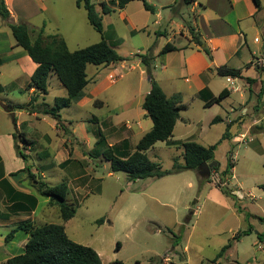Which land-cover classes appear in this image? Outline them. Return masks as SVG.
<instances>
[{"label":"crops","instance_id":"1","mask_svg":"<svg viewBox=\"0 0 264 264\" xmlns=\"http://www.w3.org/2000/svg\"><path fill=\"white\" fill-rule=\"evenodd\" d=\"M112 1L91 0L99 13L102 3L112 8V12L102 15L101 39L106 40L117 51L127 44V41L129 43L138 37L141 45L132 49L133 56L145 54L152 47L154 70L159 68L160 71L168 72L161 79H157L154 72V79L167 98L178 94L185 106L179 112L172 136L164 142L173 143L178 125L185 128L192 125L194 121L186 118L184 114L188 112L186 104L194 98L202 111L215 109L213 113L215 115L212 116L219 117L218 122L226 124L227 139H238L239 135L247 134L249 127L257 123L262 125L264 130V64L256 66L257 55L264 50V44L260 45L259 39V34L264 33L263 25L259 23V15L264 9L263 0H260V8H257L252 0H192L190 3L182 0H147L154 8V13L146 11L140 1H131L122 9H118ZM75 2L76 0H4L9 22L25 25L32 40L39 35L42 38L59 36L69 50L71 49L66 36L69 35L78 42L82 39V33L87 31L88 21L82 14L83 8H77ZM59 10L64 11V16ZM57 17L61 21L66 18L65 24L69 26L64 24L63 27L61 22L53 23L52 20ZM7 29L9 30L0 20V77L9 65H15L21 75L11 79L9 85H0V264H7L10 258L24 252L29 236L23 231H16L9 243H5V237L12 229L26 220L35 226H41L35 222L45 210L39 213L42 196L37 193L34 182L53 186L43 180L46 170L70 169L72 179L70 183H66L68 192L73 191L71 193L76 194L82 190L86 195L89 189L85 184L81 185V182L88 175L84 168L92 164L91 157L88 158L86 153L92 152L96 142L92 141L90 134L94 137V132L100 131L105 138L106 147H113L118 154H126L134 152L138 141L152 128L151 119L142 109V102L150 85L147 77H144L146 69L139 58L132 60V64L122 61L108 66H98L101 67L100 71L108 70V73L104 77L103 74H97L96 77L100 76V80H94L90 88L92 83L87 76L88 84L83 90L84 96L66 108L75 107L80 113L86 112V115L76 119L74 126L73 121L60 116L65 127L63 132L57 128L53 118L50 117V121L47 122L45 118L48 116L39 119V113L32 107L19 108L29 102L30 96L35 95L34 89L25 88L36 69V64L24 50L15 46V41L9 42ZM196 38L202 42L200 47L193 41ZM255 39L258 42H255ZM166 43H170L177 50L159 54ZM202 47L209 50L211 58L201 50ZM221 66L239 69L242 78L216 75L214 69ZM88 67L89 65L86 66V75ZM125 70L140 71L138 83H135L139 93L136 102L117 104L102 97V92L111 85H117L119 81L124 80L127 75L123 73ZM111 76L113 79H110ZM21 77H24L22 85L16 87L15 83L21 80ZM52 78L53 74H50L48 79ZM244 78L251 79L252 83H248ZM164 85L166 88L171 87L170 93L165 91ZM7 88L24 90L25 101L12 102L8 105L5 98ZM224 89L228 91L227 97L219 104L204 107L210 96H217ZM236 92H240L242 102L229 103L231 95ZM65 96L66 94L62 97ZM95 101L99 102V105H95ZM38 102L37 100L34 105H38ZM23 114L45 123L54 132L57 140L54 141L40 130L32 129L34 135L32 133L27 135L21 131L25 123L18 121V117ZM246 118H249L251 123L245 125ZM66 129L69 130V138L83 144L86 150L78 153L75 149L66 148L67 138L62 135L66 133ZM15 131L23 133L26 139L34 142V145L16 142L20 152L26 156L25 161L19 158L15 151L13 140ZM256 135H259V152L264 154V134ZM98 152L96 155L100 157ZM67 160L68 163L63 167L61 164ZM28 174L34 179H30ZM89 180L100 179L89 175ZM213 187L219 190L214 184ZM46 199L43 203L47 207H56L50 205L49 199Z\"/></svg>","mask_w":264,"mask_h":264},{"label":"rangeland","instance_id":"2","mask_svg":"<svg viewBox=\"0 0 264 264\" xmlns=\"http://www.w3.org/2000/svg\"><path fill=\"white\" fill-rule=\"evenodd\" d=\"M59 11H62L64 16V11ZM82 14L86 16L83 9ZM65 20L66 18L61 21L57 17L52 22H61L65 27ZM259 20L264 30V9L259 15ZM86 27L87 31L82 33V39L78 42L69 35L66 36L70 51L85 48L101 40L100 34L94 31L88 22ZM7 32L9 42H14L10 30L7 29ZM263 34H259L260 45L264 44ZM126 43L115 51L125 58L127 64H132V60L139 57L133 56L131 51L139 47L141 42L136 37ZM261 54H264V50L256 55L258 57ZM256 66L259 65L256 63ZM17 70L15 65H9L0 77V85H9L11 79L20 76ZM100 70L101 67L89 64L87 76L92 83L89 88L93 86L94 80H100V76L96 77L97 74H103L104 77L108 73V70ZM139 72L125 70L123 73L127 75L124 80L119 81L117 85H111L102 92V97L117 104L131 101L135 103L139 98L136 85ZM154 72L157 79L168 74L159 68L153 70ZM144 77H147V74ZM23 79L24 77H21L15 86L22 85ZM107 83L110 82L107 80ZM164 89L168 93L172 90L165 85ZM5 94L8 105L25 101L26 98L25 91H17L16 88H7ZM65 94V88L53 74V78L47 81V95H40L37 100L39 104L44 103L46 107L51 108L54 106V99ZM228 102L241 103L240 92L231 95ZM186 105L188 112L184 116L194 121L192 125L186 128L178 125L173 143L157 142L147 151V157L150 161L158 163L163 171H170L174 162L182 163L181 141L202 146L219 142L214 152V162L218 167L215 170L212 168L209 176L201 177L199 172L184 171L161 178L129 181L124 172H110L108 162L101 155L106 147H97L86 153L92 160V164L84 168L87 177L81 179V185L85 184L89 189L87 194L84 195L82 190L76 194L69 191L66 196L67 204L72 205L75 211L73 218L63 222L58 208L47 207L43 203L47 199L42 197L38 209L39 213L45 211L35 223L62 225L67 237L75 243L92 248L98 254L101 264H113L115 261L122 264H264V241L259 243L257 237L262 234L264 239V220H259L264 218V191L258 187L264 183V154L259 152V135H256L259 133L255 129L259 123L249 127L245 142H238L235 138L221 140L226 131V124H211L215 109L202 111L195 98ZM24 107L27 108V104L19 106ZM66 108L61 109L59 114L73 121V126L76 119L86 115V112L80 113L75 107ZM45 116L48 115L39 114V119ZM48 117L45 118L47 122L50 121V116ZM18 121L25 123L21 131L27 135H34L32 129H36L45 132L54 141L57 140L54 132L34 117L23 114L18 117ZM248 123H251L250 119L246 118L245 125ZM99 132L95 131L94 137L90 134L92 141L99 138ZM107 132L108 129L106 134ZM62 135L67 138V149H75L78 153L86 150L83 144L69 138V130L66 129V133ZM91 146L93 148V144ZM97 152L100 157L96 155ZM229 152H232L231 161L235 164L231 177L221 174L226 167ZM71 173L70 169L46 170L43 180L52 185L60 182L70 183ZM89 175L100 180L90 181ZM203 178H209L210 182L203 181ZM220 180L226 187L236 190L234 193L239 199L238 207L241 212H238L232 200L214 189L213 184L216 185ZM247 216L248 220L245 219ZM99 219H103L100 224L96 223ZM249 226L252 228L249 235L233 240L238 232L247 230ZM228 242L232 243L231 247L222 258L213 262L212 259Z\"/></svg>","mask_w":264,"mask_h":264},{"label":"trees","instance_id":"3","mask_svg":"<svg viewBox=\"0 0 264 264\" xmlns=\"http://www.w3.org/2000/svg\"><path fill=\"white\" fill-rule=\"evenodd\" d=\"M131 1H140L146 11L154 13V8L147 3V0H113L118 9H122ZM185 3H190L192 0H182ZM257 8H260V0H252ZM75 6L83 8L86 13V18L89 25L94 31L102 34V15L112 12V8L106 4H100L101 12L96 11V6L91 0H76ZM0 20L9 28L10 33L15 41V46L24 50L28 57L36 64V69L30 77V81L25 90L34 89L35 95L30 96L27 103L28 108H33L37 98L47 95V80L50 74H54L61 85L65 88V97H56L54 106L48 108L44 103L34 106V110L39 114L48 115L56 121L57 128L64 130L60 120L59 112L61 109L69 107L73 103H77L84 96L83 90L88 84L86 75V66L91 64L94 66H108L119 63L125 60L120 56L115 49L106 40L101 39L99 42L89 45L85 48L70 51L67 48L65 41L59 36H48L42 38L40 35L32 40L28 34L27 28L23 24H12L9 22V13L6 9L4 0H0ZM191 35L194 33L190 31ZM197 46H201L202 42L196 38L193 40ZM177 49L170 43H166L159 54L176 51ZM201 50L211 58L210 52L206 47ZM152 47L145 54H137L141 63L145 66L147 77L149 78L150 89L145 95L142 102V109L151 119L152 128L138 141L134 152L126 154H118L113 147H106L105 138L99 132V138L94 146L96 149L105 148L101 155L109 163V170L113 172H124L129 181H135L146 178H161L169 174H178L184 171L201 170L203 162L211 163L214 161V152L218 143L204 147L194 142H184L181 144L182 159L181 164L174 162L170 171H163L158 163L150 161L146 152L152 148L157 142H164L170 139L176 121L179 119V112L185 108L181 103V98L178 94L167 98L163 90L153 77V60ZM216 75L220 77L242 78L239 69L221 66L214 69ZM248 83H252L249 78H244ZM228 91L222 90L217 96H210L204 103V107H209L213 104H219L225 97ZM99 105V102H94ZM33 105V106H32ZM8 111V110H7ZM220 121L219 117H214L211 124ZM257 133H263L262 125L255 127ZM227 131L222 135L221 140L227 139ZM15 142L14 148L19 157L26 160V156L20 152L16 142H21L25 145H34V142L25 138L23 133L15 131L13 134ZM232 152L227 155V163L222 171V176H230L235 164L231 161ZM69 160L61 164L63 167ZM264 166V164H263ZM215 170V168L213 169ZM30 179H34L31 174H28ZM209 179V178H208ZM203 178L205 182H210ZM37 193L49 199L50 205H55L59 210L61 220L67 222L73 218L75 211L72 205L67 204L66 196L68 187L65 182H60L53 186H47L42 182H34ZM222 195L234 202L238 212L241 209L238 207L239 199L234 194V190L223 185L220 180L215 185ZM259 189L264 191V183L260 184ZM248 220V216L245 218ZM263 221L264 218H259ZM103 219H99L96 223L100 224ZM252 228L249 226L247 230L238 232L233 240H239L243 236L251 233ZM16 231H23L29 237L24 247L22 254L10 258L7 264H101L98 254L90 247L78 244L70 240L64 230V227L59 224H44L35 226L30 221L26 220L19 223L5 237V243H9L13 234ZM259 242H263V235L259 234ZM232 243L228 242L224 245L212 261L222 258L226 251L231 247ZM119 244L117 245V250ZM113 264H122L120 261H115ZM157 264H162L161 262ZM235 264H241L236 262Z\"/></svg>","mask_w":264,"mask_h":264},{"label":"water","instance_id":"4","mask_svg":"<svg viewBox=\"0 0 264 264\" xmlns=\"http://www.w3.org/2000/svg\"><path fill=\"white\" fill-rule=\"evenodd\" d=\"M216 167H218V164L214 161L211 163L203 162L201 165V170L199 171V175L201 177H207L209 176L211 169Z\"/></svg>","mask_w":264,"mask_h":264},{"label":"built area","instance_id":"5","mask_svg":"<svg viewBox=\"0 0 264 264\" xmlns=\"http://www.w3.org/2000/svg\"><path fill=\"white\" fill-rule=\"evenodd\" d=\"M254 41L257 42L258 40L255 39ZM256 63H257V65H261V66L264 64V54H261V55H259V56L257 57V62H256ZM110 79H113V77L111 76ZM245 137H246L245 134L239 135V136L237 137V138H238V142H242V141H244ZM244 142H245V141H244Z\"/></svg>","mask_w":264,"mask_h":264}]
</instances>
